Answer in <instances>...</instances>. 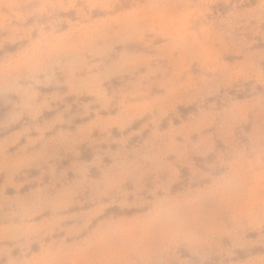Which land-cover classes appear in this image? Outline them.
Wrapping results in <instances>:
<instances>
[{
	"label": "rangeland",
	"instance_id": "374dc122",
	"mask_svg": "<svg viewBox=\"0 0 264 264\" xmlns=\"http://www.w3.org/2000/svg\"><path fill=\"white\" fill-rule=\"evenodd\" d=\"M0 264H264V0H0Z\"/></svg>",
	"mask_w": 264,
	"mask_h": 264
}]
</instances>
